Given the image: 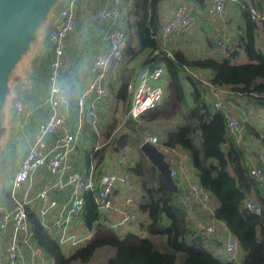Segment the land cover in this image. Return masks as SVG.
<instances>
[{"label":"trees","instance_id":"1","mask_svg":"<svg viewBox=\"0 0 264 264\" xmlns=\"http://www.w3.org/2000/svg\"><path fill=\"white\" fill-rule=\"evenodd\" d=\"M194 1L203 8L204 0ZM160 2L133 0L128 11L132 21L127 22L124 28L127 46L122 64L107 87L110 95L113 93V98L122 103L126 113L131 101L128 89L135 86L140 71L162 67L170 95L138 121L129 118L115 129L117 122L113 120L106 133V138L111 137L109 143L99 144V136L86 127L89 131L85 132L90 134L89 147L83 150V166L79 170L86 176L93 164L96 178L109 151L117 154L123 147L134 143L140 159L128 166L127 172L136 175L141 184L143 192L136 208L144 221L140 219L134 230L124 233L109 228L110 220L99 212L92 194L86 192L80 220L87 230L96 229V234L90 242L71 249L67 254L41 225L34 212L29 211L34 240L56 264H87L101 249L109 253L104 264H236L213 255L212 251L222 248L221 236L204 237L201 224L208 218L190 216L180 203V195L176 196L164 184L159 173L142 155L139 145L147 134H155L163 147L178 148L188 159L197 183L210 193L217 204L209 219L221 222L237 240L242 264H264V190L249 175V157L253 158L257 167L264 169V155L258 151L264 150V131H258L249 122H244L245 136L255 142V148H252L253 144L247 149L238 145L229 134L223 112L213 107L207 90L189 73L195 72L212 85L227 89L231 103L241 98L248 105L264 108V41L259 43V31L264 22L253 19L250 12L251 9L263 12L264 4L237 0L242 24L237 26L239 34L229 38V48H225L224 44L218 45L217 36L211 33L212 36H205L206 48L200 54L216 49L217 57L211 54L196 57L174 49L170 43L164 44L158 38ZM50 47L45 40L47 53ZM240 52L247 62L233 63ZM142 54H146V60L139 70L128 65ZM184 83L190 86L188 95ZM73 88L76 89V86L70 88L71 95ZM168 112L171 116L165 118ZM177 116L181 118L178 122ZM153 127L159 130V134L149 132ZM160 127H164L161 132ZM7 149L3 164L7 161L8 168H12L23 149L19 142L9 144ZM8 173L12 174L13 168ZM252 196L261 206L260 215L242 207L243 202Z\"/></svg>","mask_w":264,"mask_h":264},{"label":"built area","instance_id":"2","mask_svg":"<svg viewBox=\"0 0 264 264\" xmlns=\"http://www.w3.org/2000/svg\"><path fill=\"white\" fill-rule=\"evenodd\" d=\"M78 1H66L49 25L47 39L52 53V60L47 69L46 105L49 115L34 130L27 129L23 116L27 95L34 92L35 85L28 81L15 89L12 105L15 126L11 143L19 142L24 149L22 155L13 162L14 173L9 175L4 171V183H7V187L0 197V260L3 264H56L34 240L29 211L34 212L35 217L58 242L63 252L90 242L96 234V229L87 230L80 220L84 205L83 195L86 192L92 194L93 202L100 213H103L100 209L107 212L103 214L110 220L109 228L124 233L134 230L138 223L134 213L119 210L113 199L117 189L130 183L131 173L123 170L121 165L116 170L102 169L95 178L93 164L84 176L71 163V155L77 148L78 136L82 134L83 127H88L97 136L102 130L103 117L99 109L109 98L107 76L115 78V72L122 64L127 46L125 30L117 29L106 35L110 44L109 51L94 59L90 69L91 80L75 99L74 120L61 113L59 109L65 104L67 93L62 79L72 65V59L65 53V42L75 30ZM228 2L235 0H208L206 8L190 0H180L173 14L164 21L160 20L158 38L165 44L170 43L168 38L171 35L190 34L200 21L213 22L223 16ZM250 12L253 19L264 22V11L251 9ZM94 18L98 21L114 22L117 14L100 10L95 13ZM215 36L218 45L228 44L230 36L223 28L216 31ZM189 73L207 90L213 107L223 112L229 134L235 142L246 149L250 147L244 139L243 123L246 121L244 118L242 121L236 119L234 105L228 100L230 92L212 85L195 72ZM165 78L162 67L140 71L135 86L128 89L131 95L130 107L121 116L122 123L129 118L138 121L143 114L160 104L165 96ZM144 142L156 146L165 155L170 169L169 175L177 187L180 203L188 214L195 218H208L201 224L204 237L221 236L222 248L217 250L219 256L237 264L236 258L241 255L239 244L221 222L209 219L214 209L210 193L203 190L197 181L191 182L186 177L183 178L186 170L181 151L178 148L161 146L156 135H147ZM7 151L8 149L4 150L2 161ZM126 151L127 147H123L119 152L121 159ZM249 163L250 177L264 190V169L257 167L250 157ZM190 175L187 170V176ZM242 207L255 215L261 214V206L254 196L246 199Z\"/></svg>","mask_w":264,"mask_h":264},{"label":"crops","instance_id":"3","mask_svg":"<svg viewBox=\"0 0 264 264\" xmlns=\"http://www.w3.org/2000/svg\"><path fill=\"white\" fill-rule=\"evenodd\" d=\"M190 1L198 5L196 1L194 0H190ZM244 1L249 3L251 0H244ZM253 1L256 4H260V3L264 4V0H253ZM131 2H133V0H79L77 3L75 30L73 34H71L65 42V53L72 59V65H71L72 68L70 69L69 72L65 73L64 78L62 79L64 86L66 87L67 93H66V102L59 109L61 113L66 114L69 117V119H71L72 121L74 120L75 117V99L77 95L87 86V84L91 80L90 69L94 59L100 54L107 53L109 51L110 44L106 40V35L109 32L117 29L125 30L124 28L126 23L124 22L123 17L125 18V21H128V23H131L132 21V18L130 17L128 19L126 15L127 11L131 7L130 5ZM179 2L180 0H161L159 6L160 20L164 21L167 18H169L173 14L174 12L173 10ZM207 5H208V0H204L203 8H206ZM100 10L113 11L115 14H117L116 20L114 22L109 20L106 21L96 20L94 18V15L96 12ZM234 22H237L236 27L237 26L240 27L242 24L240 6L238 5L237 0H235V2L226 3L223 16H221L220 18L216 19L213 22L200 21L199 23H197V26L194 28V30L196 32L198 27L201 26L202 28L204 27V30L209 28L210 29L209 31L215 34L216 31H218L220 28H223L225 32L229 33L230 37L231 36L234 37L239 34L238 31L239 27L237 28V31H234L233 33L231 32V30L235 28ZM48 28L49 27H47L45 30L42 47L36 48L37 55H34L32 57L30 68L26 71L27 82L32 81L35 85L34 92L32 94L27 95L25 102V112H24L23 120L26 121V127L28 130L36 129L37 126L40 123L44 122L47 116L49 115L48 106L46 105V99L48 95L47 69L49 68L52 60L51 51L47 53L49 54V59L46 62H41L40 60L38 61V58L39 57L41 58V54L44 51V42L45 40L48 41L47 39ZM260 32H262V27L259 31V34ZM187 38L188 37H186L185 40ZM179 40H181V37L180 38L175 37L176 42H179ZM228 48H229V44L227 45V49ZM37 51L39 52L37 53ZM223 55H226V53H223ZM197 73L200 74L199 72ZM112 80L114 79L110 75H108L107 83H109ZM73 85L76 86V89L73 88L72 91L73 95H71L69 93V90ZM117 86L118 84L114 85V88H116ZM111 94L112 95H110L109 93L108 100L99 109L100 114L103 117V121L105 120V118L107 119L110 118V116H112L113 112L115 111V106L119 108V112H121L122 115L124 114V111H122L121 108L122 106L121 103L117 102L113 98V93ZM233 105H234L233 111L234 113H236V116L239 118V120L244 118V120L246 122H249L254 129L258 131H264V126L262 125V123H259L257 121L256 117L253 118L248 117V114L245 113L246 109L252 107L251 105L247 104L246 100L240 98L236 100V102L233 103ZM11 115H12L11 118L15 120L13 116V112L11 113ZM83 128L84 129L82 131V134L78 136L77 148L75 152L71 155V163L73 164L74 168L78 171L81 170L83 166V157H84L83 150L84 148L87 149L88 141L90 140V134H88L87 131L85 132V130L88 129L86 127ZM102 130H103V126H102ZM13 132L14 129L11 130L9 144H11L12 137L14 134ZM244 139L250 145L252 144L251 141L253 140L250 137L247 138L244 135ZM9 144L7 143L4 150L7 149ZM252 148H255V142L252 145ZM107 149L109 150V148ZM258 151L262 152V155H264L263 149H258ZM106 155H107V159L104 162L103 169H105L106 171L112 169L116 170L122 165V169L127 172V167L125 163L126 160L121 159L119 153L116 154L109 151V153ZM116 157L119 159L118 166L115 165ZM120 159H121V163H120ZM183 163L186 170L183 175V178L186 177L187 180L191 182H196L197 178L190 170L189 161L185 156L183 157ZM187 170L191 173L190 176H187ZM13 173H14V169H13ZM137 181L138 179L137 177H135L134 182H131L129 184L127 183L126 185H123L122 188L117 189L115 191L113 199L115 204L119 207V210L134 213L136 209V204L139 201L143 192L142 190L138 189L139 184H137ZM213 205L214 207L217 206V204L214 201H213ZM134 215L136 214L134 213Z\"/></svg>","mask_w":264,"mask_h":264},{"label":"water","instance_id":"4","mask_svg":"<svg viewBox=\"0 0 264 264\" xmlns=\"http://www.w3.org/2000/svg\"><path fill=\"white\" fill-rule=\"evenodd\" d=\"M60 0H0V162L4 149L9 144L11 130L8 129L7 136L1 140L5 134L4 121L7 116L11 118L15 89L27 82L26 71L20 76L21 81L13 79L12 88L8 86L9 74L16 67L19 61L30 50L31 45L37 40L39 29L46 21L52 8ZM68 0H62L60 6L51 15L47 27L56 18L62 5ZM227 45L225 48H227ZM19 77V76H15ZM11 79V80H12ZM18 82V83H17ZM16 87V88H15ZM10 96L8 102L6 97ZM6 104V109L4 106ZM9 118V120H10ZM139 150L148 163L159 173L164 184L177 196L178 190L169 173V165L165 160V155L159 149L143 142L139 145ZM1 179L4 181L0 168ZM101 212L107 213L100 209Z\"/></svg>","mask_w":264,"mask_h":264},{"label":"rangeland","instance_id":"5","mask_svg":"<svg viewBox=\"0 0 264 264\" xmlns=\"http://www.w3.org/2000/svg\"><path fill=\"white\" fill-rule=\"evenodd\" d=\"M61 2H62V0H60L52 8V10H51L50 14L48 15L46 21L43 22L41 28L39 29L37 40L34 43H32V45H31V50L25 56L22 57V59L19 61V63L16 65V67L9 74L10 75L9 76V82H8V86L9 87L12 88V86H13V82H12L13 79L12 78H14L16 81H21L20 76H22L25 73V71H27L30 68L32 57L34 55H37L36 54V48H41L42 47V42L44 40L45 30L47 28V25H48V22H49V20L51 18V15L60 6ZM132 4H133V2L130 3L131 6H132ZM128 11H127L126 15H127V18L129 19L130 16L128 15ZM123 19H124L125 23L128 22V21H125L124 17H123ZM234 23H235V28H233L231 30L232 33L234 31H237V27H236L237 22H234ZM209 30H210L209 28L204 30V27L202 28L200 26V27H198L196 32H195V30L193 28V30H192V32L190 34H187V33L186 34L185 33L181 34L180 35L181 40H179V42L175 41V37L180 38L179 36H176V34H174L173 36L172 35L169 36L168 41L170 42V44L173 46L174 49H179L182 52H184L185 54L190 55V56L193 55V56H196V57H201V55H208V54L210 55L211 54L214 57H217L216 49H214L212 51L205 50L203 54H200V52H202V50L204 48H206L205 47V43H204L205 36L206 35L212 36L211 32ZM186 37H188V38L185 40ZM260 38L262 40L261 42H263L264 41V27L262 28V32H260ZM260 38H259V43H260ZM38 52L39 51H37V53ZM145 58H146V54L139 55L133 61H130L128 63V65L132 66V67H135L136 69L141 68L142 65L144 64L145 60H146ZM48 59H49V54H47V51L44 49L43 53L41 54V58L39 57L38 61L40 60L41 62H46ZM126 61L127 60H125V62ZM246 62H247V58L245 57V55L242 52H240V55L233 61V63H238V64L246 63ZM15 76H19V77H15ZM166 79L167 78H165V84L163 86L164 90H165V96L163 97V99L165 97H167L168 94L170 95V90H168V88L166 87ZM184 89H185V92H187L186 94L188 95L190 86H188L186 83H184ZM9 99H10V96L8 95L6 97V102H8ZM163 99L161 100V102L163 101ZM161 102H160V104H161ZM121 105H122V103H121ZM121 108H122V111H125L123 105L121 106ZM4 109H6V104L4 106ZM245 113L248 114V117H251V118L256 117L257 121L259 123H262V125L264 126V108H262L259 105H253L251 108L246 109ZM121 116H122V114H121V112H119V108L115 106V111L113 112L112 116H110V118H107V119L105 118V120L103 121V130L100 132L99 138H98L99 139L98 140L99 144H104V143H109L110 142L111 137L106 138L107 129L110 126V124H111V122L113 120H115L117 122V124L115 126V129L120 128V126L122 125V121L120 119ZM166 116H164V117L168 118L169 116H171V113L168 112L166 114ZM9 118H10L9 116H7L5 118L4 126H5L6 129H5V134L1 137V140L4 139L7 136L8 129H10V130L14 129L15 120L13 118H10V120H9ZM180 119L181 118L179 116H177L176 122H178ZM236 119L238 121H240L238 117H236ZM242 119H241V121H242ZM163 128L160 127V132L162 131ZM149 130H150L149 132H151V133L159 134V132H158L159 130L156 127H153L152 130L151 129H149ZM251 143L254 144L253 141H251ZM88 147H87V149H88ZM14 152H15V150L13 149V153ZM122 157H123V159L126 160V162H125L126 163V167H128L130 165L132 166L136 160L138 161L140 159L139 153L137 152V149H136V146H135L134 143L128 145L127 151L124 154H122ZM6 163H7V161H5L4 164H3V161H2V163L0 162L1 171H2V173L4 171H6L5 174H7L8 172H11V170H12V168H8V167H10V165H7ZM115 165L116 166L119 165V159L117 157L115 158ZM135 176H134L133 173H131V179L129 181L130 183L134 182ZM5 181L8 182L7 180H5ZM137 184H139V188L138 189L142 190L139 180L137 181ZM6 187H7V183H4V181L1 179V175H0V196L6 190ZM134 213L136 214V217L138 218V222H141V220H142V222L144 221V219L142 217H140V214H139V211H138L137 208L135 209ZM137 232H139V231H137ZM66 250L68 251L70 249H66ZM212 252H213V255L216 256V257L220 255L218 252H214V251H212ZM66 253L69 254L70 252L68 251ZM108 256H109L108 251H106L105 249H101V250L97 251L95 256L87 264H104L105 260H106V258ZM242 258H243L242 254L239 255L236 258L237 264H242ZM0 264H3L2 260H0Z\"/></svg>","mask_w":264,"mask_h":264}]
</instances>
